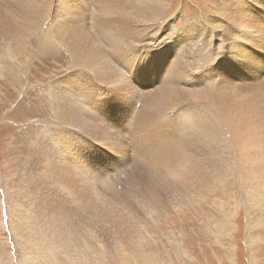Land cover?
Listing matches in <instances>:
<instances>
[{
	"label": "bare ground",
	"instance_id": "6f19581e",
	"mask_svg": "<svg viewBox=\"0 0 264 264\" xmlns=\"http://www.w3.org/2000/svg\"><path fill=\"white\" fill-rule=\"evenodd\" d=\"M40 1L0 0V19L4 14V20L9 19L5 12L8 6L3 5L7 3L10 14L20 17L22 23L17 27L8 24V27L16 31L24 29L22 32L17 31L22 37L17 36L13 30L7 36L0 35V63L5 59L18 60L22 50L30 47L26 46L27 40L29 42L33 34L41 32V50L33 49L34 46L31 56L47 49L45 43L52 42L54 46L55 42L65 47L69 52L71 66L78 65L74 69L81 68L82 75L77 79H67L65 82L69 85L62 91L64 83L56 81L51 86V100L57 102L54 103V106L57 104V116L55 114L54 119L58 120V124L62 123V132L55 134V143L47 139L48 135L42 134L35 145L30 144V157L24 167L28 172L21 173L25 186L32 184L38 189L33 206L45 204L49 212H54L53 217L57 218H52V214L45 209L37 211L38 217L51 218L48 219L51 222L49 236L47 228L41 227L39 220L32 223L38 241L57 248L75 264H90L87 256H78L80 252L94 246L89 241L78 244L76 238L80 236L81 224L84 226L82 229L88 230L89 226L85 225V221L89 220V215L94 214L102 203L117 200L116 196L120 192L113 176L120 168L119 164L123 163L126 168L130 160L128 161L126 154L121 157L122 162H116L111 153H107L104 160L95 159V166H89L92 163L89 160L95 151L91 140L100 142V137L104 138L106 133L109 137L111 135L104 129L96 128V124L86 120L84 115L90 114L87 106L96 100L98 84L106 87L110 93L115 91L116 84L129 86L124 72L140 88L151 84L157 86V91L150 94L151 103L147 98L144 102L142 99L143 113L139 120L143 122L141 117H147L146 123L150 126L157 125L160 131L158 135L148 138L147 130L143 131L139 148L148 161L139 167L137 177L128 175V182L135 180L138 192L144 191L148 195L151 191L147 187H152V184L158 192L162 188L170 189L168 192L172 195L169 199H173L168 208L162 204L160 196L153 197L156 203H152L132 194L129 202L143 207L147 213L153 214L156 210L167 217L169 213L176 214L170 209L174 200L173 210H177L181 203L187 206L199 202L220 186L232 171H236L246 197L254 200L255 204L264 203V16L257 12L258 8L264 13V0H219L218 8L214 11L217 17H206V25L199 21L203 17L188 20L181 30L174 31L169 36L167 42L160 40V36L172 28L170 23L161 20L165 16L166 0H45L49 6L39 15V11L36 14V8L41 4ZM253 5H257L256 8ZM36 17L27 36L25 30ZM175 18L173 15V19ZM221 18L225 20L224 23L220 22ZM194 22L199 23L198 27L195 28ZM209 24L212 29L208 27ZM231 26L254 36L249 37L251 44H238L237 39L244 37L239 36ZM215 35L221 38V42H227L222 44V53L216 49ZM146 41L152 42L149 47L154 49L152 53L144 48L138 50ZM184 46L189 47L195 52L194 56L200 59L194 61L191 57L192 65L185 62V54H182L186 53ZM2 67L0 64V70ZM194 67H197V72ZM0 78H3L1 71ZM249 79L251 81L248 82ZM242 89H249L253 94L252 98L250 99L249 92H242ZM138 97L140 98L139 95ZM78 99L82 101L79 102ZM168 104H179L172 109L173 112L177 111L178 106L181 110L175 116H170L172 110H169V116L163 117L167 121L156 124L155 118L159 119L161 110L159 107ZM133 105H129L123 115L116 111L115 119L119 117L120 121L112 123L115 129L120 128L121 132L124 124L122 120L128 119L129 124L131 118L136 117L137 110ZM211 107L218 108L219 115L214 114ZM152 109L159 112H152ZM204 109L207 111H203ZM244 117L249 118L244 121L248 123L242 121L241 124L240 119ZM109 123L111 122L107 124ZM137 127L138 125L135 131ZM125 131L130 132L129 136H136L132 129L126 128ZM81 138L83 145L79 142ZM116 143L117 141L112 145ZM74 146L78 152L73 153L77 157L67 150ZM143 150L150 156L144 154ZM136 155L139 156L140 152L136 151ZM44 162L41 167L40 164ZM146 171L149 174L147 180ZM160 174L169 179L172 185L164 186L158 179ZM63 177L68 179L64 183L58 181H63ZM45 180L54 182V187L51 188L50 183ZM153 180L155 184L151 183ZM68 186L73 188L68 190L74 196L71 198L80 199L78 207L64 211L76 214L71 217L79 218H72L70 222L65 220L64 214L57 212L63 205H68L67 192L62 193ZM101 188L111 191L112 198L106 196V193L101 195ZM127 189L126 187L123 191L124 194L131 192ZM51 192L58 193L53 200ZM121 200L125 201L122 202L124 204L128 203L124 198ZM115 209L120 207L113 208L112 211ZM58 215H61V219ZM129 222L134 225L131 219ZM74 223L75 227L72 226ZM132 226L129 233L136 231ZM84 230L81 233L83 236ZM135 235L138 237V234ZM120 236L136 245L133 234L124 233Z\"/></svg>",
	"mask_w": 264,
	"mask_h": 264
},
{
	"label": "rangeland",
	"instance_id": "374dc122",
	"mask_svg": "<svg viewBox=\"0 0 264 264\" xmlns=\"http://www.w3.org/2000/svg\"><path fill=\"white\" fill-rule=\"evenodd\" d=\"M40 3L39 7L36 5V14L39 11V15L49 6L45 0H41ZM42 3L45 5H42ZM164 3L166 7L165 16L161 20L170 23L172 28L166 30L160 36V40L167 42L169 36L174 31L181 30L188 23V20L203 17L204 19H199V21L206 25L207 23L204 21L206 17H217L214 11L218 8L219 0H166ZM3 5L9 7L7 3ZM8 7H6L5 12L9 19L4 20L5 14L0 19V35L7 36L13 30L17 36L22 37L18 32H22L24 29H21V31L19 29L17 32L15 29L8 27V24H13L16 27L22 24L19 20L20 17L10 14ZM173 15H175V19H173ZM187 18L189 19L186 21ZM36 19L37 17L29 23V28L25 30L27 36L30 33V26ZM17 20L19 23H17ZM221 20L225 21L223 18ZM194 23L196 24V22ZM197 24L199 25V23ZM197 24L195 28L198 27ZM210 26L211 24L208 27L212 29V26ZM246 34L249 37H254L250 33ZM215 39H217L216 49L222 53V44L227 42H221V38L216 35ZM245 41L251 44L250 40L245 39ZM40 42L41 32L33 34L29 42L28 40L26 42V46L29 45L30 47L24 48L25 51L22 50V54L18 55V60L5 59L0 63L3 65L0 70L3 77L0 78V264H75L72 259L57 248L43 245L35 238L32 223L39 220L41 227L47 228V236H49L51 222L48 219L51 218L49 216V218L38 217L37 211L39 209L48 211V207L45 204L33 206L34 196L38 189L32 184L25 186L24 179L21 177V173L28 172L24 167L30 157L31 145H35L42 134L48 135L47 139L51 143H55V134L62 132V123L58 124V120L54 119L57 113V107H55L57 104L54 106V103L57 102L51 100V86L56 81L64 83L60 90L62 91L69 85L65 82L67 79H77L82 75L81 68L74 69L78 65L71 66L69 52L65 47L57 45L55 42H53L55 47L52 46V42L45 43V46L48 47L44 50L46 52H39L37 55L31 56L34 46L33 49L41 50ZM238 44L241 43L238 42ZM48 45H51L50 48ZM151 45L152 42L146 41L138 50L144 48L148 53H152L154 49L149 48ZM183 49L187 53H182L185 54V62L187 61L192 65L193 60L200 59L194 56L195 52L190 50L189 47L184 46ZM194 71L197 72V67H194ZM124 77L129 86L116 84L113 93L98 84L96 86V100L87 106L90 114L84 115L86 120L89 119L94 125L96 124V128L104 129L111 135L109 137L106 133L104 138L100 137L101 143L97 140H91L94 143L95 151L92 159L89 160V162L92 160L89 166H95V159L98 161L104 160L108 155L107 153H111L110 155L116 159V162H122L121 157L128 154L127 158L128 161L130 160V164L126 168L123 167V163L119 164L120 171L117 169V173L113 176L116 187L119 189L118 192H120V195L116 196L117 200L102 203L94 214L89 215V220L85 221V225L88 224L90 227L87 228L88 230L82 229L84 226L81 224L80 236L76 238L78 244L89 241L94 243V246L89 250L80 252L78 256H87L90 259V264H264V203L255 204L254 200L246 197L238 181L239 178L237 179L236 171H232L220 186L214 188V192L211 191L203 200L196 202L197 204L192 203L183 206V203H181L177 206V210H173L174 200L170 205V209L176 214L169 213L167 217L162 216L156 210L153 211V214L147 213L143 207L128 201H131L132 194L152 203H156L153 201V197L160 196L162 204L168 208L173 199H169L172 195L168 192L171 191L170 189L162 188L158 192L155 185L152 184V187H147L151 191L148 195L144 191L138 192L139 188H137L138 184L134 183L135 180L134 182H131V180L128 182V175L137 177L138 171L140 172L139 167L145 165L148 161L147 157L141 154L142 150L139 148L143 131L147 130V138L158 135L160 131L157 125L150 126L146 123L147 117H141L143 122L139 120V116L143 113L141 112L143 102L147 98L151 103L150 94L157 91V86L151 84L146 88H140L128 78L127 72H124ZM249 81L251 80L249 79ZM60 91H58L59 94ZM241 91L249 92L250 99L252 98L253 94L249 89H242ZM78 101L82 100L78 99ZM133 104L135 105V111L137 110V115L135 118H131L129 124L128 119H123L124 124L120 132V128L115 129L112 125V123L120 121L119 117L117 120L115 119V113L117 111V114L122 113L123 115L128 110L129 105ZM176 105L168 104L159 107L161 110L158 114L159 119L155 118L156 124L159 122L165 123L167 119L164 120V118L169 116V110H172ZM180 110V106H178L177 111L173 112L172 110L170 116L178 115ZM211 110L214 111V114L219 115L217 114L218 108L211 107ZM203 111L207 110L204 109ZM152 112L159 111L152 109ZM90 115L93 116L90 118ZM247 120L249 118L244 117L242 120L240 119V122L242 124V121ZM94 121L97 123H94ZM108 122H111L109 125L112 126H109ZM52 125H55V127H51ZM136 125H138V129L135 131ZM126 128L132 129L136 136H129L130 132L125 131ZM116 141V145H112ZM79 142L82 145L84 144L82 138ZM67 150L74 157H77L73 153L78 152L76 146ZM136 151L140 152L141 157L136 155ZM232 152L235 153V151ZM143 153L146 154L147 152L143 150ZM146 155L150 156L149 154ZM56 159L60 160V157ZM44 164L45 162L41 163V167ZM148 176L147 172L145 180ZM158 177L164 186L172 185L171 181L166 179L163 174ZM62 179L63 181L60 179L58 181L64 183L68 178L63 177ZM45 181L49 182V180ZM49 183L51 188L54 187V182ZM151 183L155 184L154 180ZM126 187L127 190L131 191L129 194L123 193ZM71 188L68 186L67 189L62 190V193L67 192L68 203L66 204L68 205H63L57 210V212L64 214L66 216L65 220L69 222L76 217H71L74 213L64 212L65 209L80 205V199H72L74 196L68 191ZM99 192L101 195L106 193V196L112 198L111 191L106 188H101ZM50 194L54 197L52 200L58 195V193L52 192ZM123 198L128 201L127 204L122 203L125 202L121 200ZM179 199L180 196H178V201ZM117 207H120V209L112 211L113 208ZM49 213L54 218V212L50 211ZM58 217L61 219V215H58ZM130 219L134 223L133 226L129 222ZM52 225L55 227L53 223ZM72 226L75 227V223ZM131 226L136 228L133 233L128 232H131ZM89 229L94 231L90 232ZM83 230L85 236L81 235ZM104 230L105 232L110 231L103 233ZM124 233L133 234L132 237L135 238L134 243L136 245L128 243L126 238L120 236ZM135 234H138V237Z\"/></svg>",
	"mask_w": 264,
	"mask_h": 264
}]
</instances>
